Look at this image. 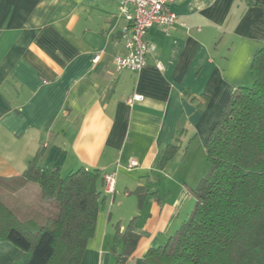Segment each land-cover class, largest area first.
I'll list each match as a JSON object with an SVG mask.
<instances>
[{
    "label": "crops",
    "instance_id": "0c3cea01",
    "mask_svg": "<svg viewBox=\"0 0 264 264\" xmlns=\"http://www.w3.org/2000/svg\"><path fill=\"white\" fill-rule=\"evenodd\" d=\"M120 0H0V198L38 222L55 210L22 175L40 165L115 173L81 264H116V225L140 235L128 264H143L195 207L208 171L206 143L229 98L252 80L264 45V0H177L169 34L139 71L116 70L129 23ZM99 56L96 61L95 57ZM138 94L132 105L127 99ZM171 144L177 152L161 163ZM102 175V176H103ZM141 190L138 195L137 191ZM22 251L0 239V264Z\"/></svg>",
    "mask_w": 264,
    "mask_h": 264
},
{
    "label": "trees",
    "instance_id": "16d2710c",
    "mask_svg": "<svg viewBox=\"0 0 264 264\" xmlns=\"http://www.w3.org/2000/svg\"><path fill=\"white\" fill-rule=\"evenodd\" d=\"M251 76L253 84L236 88L210 133L209 169L193 191L194 209L165 244L147 251L143 264H264V45ZM178 149L169 145L161 163ZM43 154L42 148L22 178L57 205V216L23 219L0 198V239L22 251L13 264H81L102 204L103 173L82 167L62 176L40 165ZM133 225L123 231L116 225L122 242L116 264H128L140 239Z\"/></svg>",
    "mask_w": 264,
    "mask_h": 264
},
{
    "label": "built area",
    "instance_id": "2783aa9c",
    "mask_svg": "<svg viewBox=\"0 0 264 264\" xmlns=\"http://www.w3.org/2000/svg\"><path fill=\"white\" fill-rule=\"evenodd\" d=\"M177 0H120L119 10L122 17L129 23V37L126 42L125 55L115 57L116 70H130L139 72L147 62L148 55L154 46L147 40V33L153 26L169 34L177 23V15L169 6ZM99 56L95 57L97 61ZM142 99L141 95L134 94L127 99L133 104ZM106 192H113L115 188V173L103 175Z\"/></svg>",
    "mask_w": 264,
    "mask_h": 264
},
{
    "label": "rangeland",
    "instance_id": "374dc122",
    "mask_svg": "<svg viewBox=\"0 0 264 264\" xmlns=\"http://www.w3.org/2000/svg\"><path fill=\"white\" fill-rule=\"evenodd\" d=\"M253 84V82H252V80L248 83V85H246V86H251ZM208 169H209V165H208ZM67 173H62V176H65ZM55 204V203H54ZM52 207H54L55 208V210H53V211H51L49 214L50 215H53V216H57V214H58V211H57V205L55 204L54 206L52 205ZM48 214V215H49ZM45 222V219L43 218L42 220H40V223H44Z\"/></svg>",
    "mask_w": 264,
    "mask_h": 264
}]
</instances>
